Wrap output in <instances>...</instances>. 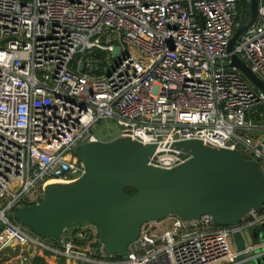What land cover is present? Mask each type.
Segmentation results:
<instances>
[{"label":"built area","instance_id":"1","mask_svg":"<svg viewBox=\"0 0 264 264\" xmlns=\"http://www.w3.org/2000/svg\"><path fill=\"white\" fill-rule=\"evenodd\" d=\"M251 2L0 0V255L17 247L29 261L53 251L51 239L8 216L39 203L48 186L81 179L77 152L99 142L92 129L104 120L116 122L119 137L156 145L149 164L159 169L191 159L174 144L199 140L258 157L264 173V95L228 53ZM233 52L264 83V0ZM248 217L244 225L264 223V213ZM166 220L169 230L152 244L142 234L128 261L74 241L63 242L62 256L69 264H237L229 227L209 217Z\"/></svg>","mask_w":264,"mask_h":264},{"label":"water","instance_id":"2","mask_svg":"<svg viewBox=\"0 0 264 264\" xmlns=\"http://www.w3.org/2000/svg\"><path fill=\"white\" fill-rule=\"evenodd\" d=\"M258 8L259 0H252L250 21L236 30L228 53L230 67L264 95V83L233 52L239 38L255 23ZM236 20H241L240 12ZM119 53L120 47H116L113 55ZM172 147L191 159L164 170L149 164L156 145L125 137L88 143L77 152L86 166L81 179L48 186L39 203L22 207L9 215L8 221L46 239L59 238L80 222L93 223L99 229V247L105 254L128 261L130 247L140 244L145 225L170 216L185 221L209 217L215 225L232 230L237 264H264V255L255 247L264 238V223L243 225L245 217L264 207V173L259 158L247 160L239 151L211 148L199 140ZM257 150H264V140ZM128 188L136 193L128 195Z\"/></svg>","mask_w":264,"mask_h":264},{"label":"rangeland","instance_id":"3","mask_svg":"<svg viewBox=\"0 0 264 264\" xmlns=\"http://www.w3.org/2000/svg\"><path fill=\"white\" fill-rule=\"evenodd\" d=\"M249 11H250V6L246 5V7L245 6L242 7V12L244 14H248ZM92 134L96 138H98L99 141L109 142L120 136V128L117 126L115 121L104 120L101 123L94 126V128L92 129ZM169 225H170L169 220H166L161 223L160 222L159 223H156V222L149 223L142 228L141 235L143 234L144 236L145 233L149 231L150 232L149 234L150 243L149 244L155 243L156 241L159 240V238L165 231L169 230ZM23 227L26 231H28L27 233L31 231L29 228L25 226ZM71 228H74V230L76 229L77 231L87 232L86 239L81 240L80 238H78L79 241L73 240L78 248L83 249L85 252H87L90 255H94L96 253L94 256L100 255V254L104 256V253H103L104 249L102 247L101 249L97 248V245H99L98 241H99L100 233H99L98 227L95 224L89 223V222H80L72 226ZM71 230H68V232L66 233V236L68 234L71 235ZM96 231L98 232V234L95 233ZM67 237L69 238V235ZM24 257H27L26 253L23 252L21 248L16 247V249L14 250L10 249L8 251L3 252L0 255V264H35V263L41 264L40 259L38 257L31 258L29 259V261H24L23 260Z\"/></svg>","mask_w":264,"mask_h":264},{"label":"crops","instance_id":"4","mask_svg":"<svg viewBox=\"0 0 264 264\" xmlns=\"http://www.w3.org/2000/svg\"><path fill=\"white\" fill-rule=\"evenodd\" d=\"M249 220H250V217H248V216L245 217L243 220V225L246 224ZM71 229H68V230H71V235L68 234L69 238L67 237L68 235L66 236V233L68 232V230H66L59 238H55V239L50 240L49 243H50V246L52 247L51 249H53V251L39 252L36 255H34V258L38 257L40 259L41 264H69L65 260V258L62 256V252H63L62 244H63V242H66L69 240L79 241L78 238H80L81 240H84L87 237V232L77 231L76 229H75L76 230L75 231L74 228H71ZM95 233L98 234L97 231ZM98 242H100V235H99V241ZM231 244H232L233 251L236 252L232 239H231ZM255 247L259 248L260 255H264V238L262 240H260ZM97 248L101 249V247H99V245H97ZM45 254H46V256H45Z\"/></svg>","mask_w":264,"mask_h":264},{"label":"trees","instance_id":"5","mask_svg":"<svg viewBox=\"0 0 264 264\" xmlns=\"http://www.w3.org/2000/svg\"><path fill=\"white\" fill-rule=\"evenodd\" d=\"M244 6L246 7V5H244ZM249 21H250V17H249V14H247V16L244 17L243 20H242V25H245V24L249 23ZM260 111L264 112V108H262ZM125 192L128 195H134L136 193V191L134 189H132V188L125 189ZM258 212L259 213H264V207L261 210H259ZM115 257L119 258L118 256H115Z\"/></svg>","mask_w":264,"mask_h":264}]
</instances>
